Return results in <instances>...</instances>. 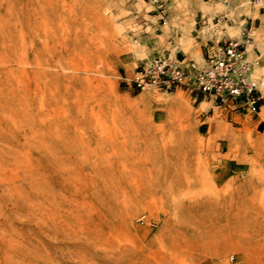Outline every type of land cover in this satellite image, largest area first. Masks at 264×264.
Segmentation results:
<instances>
[{
    "label": "rangeland",
    "instance_id": "rangeland-1",
    "mask_svg": "<svg viewBox=\"0 0 264 264\" xmlns=\"http://www.w3.org/2000/svg\"><path fill=\"white\" fill-rule=\"evenodd\" d=\"M162 1L0 0V264H264V118L123 83L258 6Z\"/></svg>",
    "mask_w": 264,
    "mask_h": 264
},
{
    "label": "built area",
    "instance_id": "built-area-1",
    "mask_svg": "<svg viewBox=\"0 0 264 264\" xmlns=\"http://www.w3.org/2000/svg\"><path fill=\"white\" fill-rule=\"evenodd\" d=\"M212 1V0H206ZM220 1L228 6L231 0ZM251 6L264 9V0H246ZM165 23L162 0H150ZM214 24L228 21L227 12L214 15ZM252 42L250 28L241 37L212 38L204 45L201 61L185 55L156 54L138 63L131 74L123 75L129 89L142 90L152 86L163 91L180 89L194 99H206L239 115H258L264 105L261 84L251 74L259 62L247 57V46Z\"/></svg>",
    "mask_w": 264,
    "mask_h": 264
},
{
    "label": "crops",
    "instance_id": "crops-1",
    "mask_svg": "<svg viewBox=\"0 0 264 264\" xmlns=\"http://www.w3.org/2000/svg\"><path fill=\"white\" fill-rule=\"evenodd\" d=\"M236 1V0H235ZM227 8V7H226ZM222 10H224V9H222ZM239 12H241V13H239ZM254 12H255V10L254 9H252V10H250L248 13H246L245 11H244V9H239V10H237L236 11V13H235V17H236V19L237 20H235V24L234 25H230V27H238L240 30H241V34H240V36L239 37H241V35H242V33L246 30V29H248V28H250V31L253 29V27L256 25V23H258L259 22V20L261 19V16H264V9H260L259 7H258V14H256V15H254ZM245 14V15H244ZM204 22L205 21H203V24H204ZM208 42V40L207 41H205L204 43H202V45L200 46V55H196V57H189V56H187L185 53H183V52H179V51H176V52H174V53H170V52H168L170 55H185V57H187V58H190V59H194V60H196V61H201V59H202V55H203V48H204V45L206 44ZM253 50V49H252ZM256 53V52H255ZM259 56V62H260V54H257L256 53V58ZM247 57H248V59L249 60H254V59H256V58H254V57H250V53H249V50L247 49ZM148 58V57H147ZM146 59V58H145ZM259 62L257 63V64H259ZM140 63V62H139ZM137 65V64H136ZM135 65V66H136ZM254 67V66H253ZM124 74H125V72H124ZM251 74H252V76L254 77V78H256V76H254L253 75V73H252V71H251ZM257 79V78H256ZM210 102V101H209ZM235 114L237 113V112H234ZM238 114V113H237ZM239 115V114H238Z\"/></svg>",
    "mask_w": 264,
    "mask_h": 264
},
{
    "label": "bare ground",
    "instance_id": "bare-ground-1",
    "mask_svg": "<svg viewBox=\"0 0 264 264\" xmlns=\"http://www.w3.org/2000/svg\"><path fill=\"white\" fill-rule=\"evenodd\" d=\"M245 2L247 3V1H245ZM245 2H242L241 4H245ZM261 81H262L261 84L264 85V77L261 78ZM149 88H153V87L152 86H146L142 90L149 89ZM259 114L261 115L262 118H264V109H262V111H260Z\"/></svg>",
    "mask_w": 264,
    "mask_h": 264
}]
</instances>
